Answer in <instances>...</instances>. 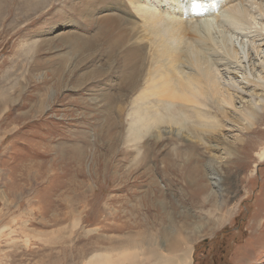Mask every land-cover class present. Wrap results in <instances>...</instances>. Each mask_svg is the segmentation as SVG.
I'll return each mask as SVG.
<instances>
[{"label":"rangeland","instance_id":"1","mask_svg":"<svg viewBox=\"0 0 264 264\" xmlns=\"http://www.w3.org/2000/svg\"><path fill=\"white\" fill-rule=\"evenodd\" d=\"M208 1L198 0L204 19ZM37 2L0 0V264H85L139 242L138 256L149 245L175 264L185 251L189 264H264V107L252 125L241 117L264 96L241 84L248 70L260 76L264 35L246 43L244 63L209 58L220 83L240 90L233 107L203 109L213 118L207 131L191 130L198 122L184 110L187 124L174 135L177 109L165 105L131 136L138 99L129 91L142 79L130 74L137 57L119 51L135 50L129 36L140 18L126 6L107 15L96 0H83L84 10L81 0Z\"/></svg>","mask_w":264,"mask_h":264},{"label":"bare ground","instance_id":"2","mask_svg":"<svg viewBox=\"0 0 264 264\" xmlns=\"http://www.w3.org/2000/svg\"><path fill=\"white\" fill-rule=\"evenodd\" d=\"M31 1L40 5V2H37L38 0ZM56 1L59 3L60 0ZM89 1L93 0H85L86 4ZM96 1L104 4L106 6L105 10H112L108 13L105 12L107 15H112L113 10L120 11L122 6H126L129 10L131 9L130 13L132 15H136L142 21L139 30L130 31H135L133 36H129L130 40L135 39L137 42V44H130V46L135 47V50L132 52L130 49H126L124 53L119 51L122 59H125L123 54H125V57L129 56L130 59L137 57L136 60H139L138 62H129L130 74L136 75L139 70L140 78L142 79L140 80L142 84L136 85L132 83L130 86L133 87L135 85L138 87L136 90L132 88L129 91L133 92L134 98L137 97L138 99V103L135 104L131 114L133 117V122L129 127L131 136L140 132L141 128L149 129L151 127L152 116L157 114L153 106L165 110V105H171L177 109V117H173V126L178 129L172 130L174 135L177 136L182 132V126L187 124L185 122L186 118L187 120L193 118L197 120L199 128L191 125V130H194L196 134L200 131H207L210 127L209 124H212V122H209V118H213H211V115L207 116L208 111L204 112L203 109H208V105H211V103L214 104V107L219 106L218 104L233 107V90H240L236 83L237 81L228 79L220 83V77L213 69L209 58L212 57V54L222 55L227 64H233V61L238 62V60L246 61L249 59L246 43L250 39L264 35L263 23H259V20H256L257 17L264 18V0H210L206 9L209 13V18L207 19L203 18L205 10L200 8L198 0H108V3L100 0ZM82 2L83 0H81V7L84 10ZM214 14H219V17L211 18ZM184 17L186 19H183ZM105 18L102 17V19ZM190 19L191 21H184ZM214 29H217V32L213 34L212 31ZM103 31L112 35V32L116 30L106 28ZM218 34L220 38L216 39ZM111 37L113 38V36L106 37V40L113 42V45L108 44L107 50L113 53L118 44L116 45L117 40L113 41ZM226 42L228 46L225 44ZM145 47H147V52L144 56ZM261 50H257L256 55L259 57L260 76L262 75L263 77L258 76L256 78L247 69L248 71H244L245 73L242 75L241 84L245 86L247 84L255 85L259 91L261 90L263 95L264 62L261 61L263 59L262 56L260 59L259 51ZM244 61L238 63H244ZM182 63L186 64L188 68L181 67ZM135 75L133 82L136 81ZM179 80L182 81L178 82ZM151 90H155V95L151 94ZM123 95L118 94L117 97L123 99ZM149 97L153 98V100L147 102ZM143 100L145 105L149 106V110L147 108L144 109L145 112L141 109ZM251 101L253 102L248 110L244 111V113L241 112V117L246 121L247 125L253 124L254 115L264 107V96H258L256 100L251 99ZM128 102L127 104H132L131 101ZM215 102L217 103L215 104ZM120 105L121 102L118 106ZM137 105L138 109H136ZM184 110L187 113L186 118L183 117ZM166 113L165 122H169L171 112L166 110ZM116 114L117 116L120 115L119 108L116 109ZM189 122L191 124V120ZM157 129L159 130V128ZM263 156L264 150L260 152V160L263 159ZM208 168L209 171H212L210 166ZM151 241L153 240L151 239ZM142 244L144 242L136 243L134 247L136 250L133 249V251H131L133 246L125 247L121 251L118 248L117 250L109 248L105 252L97 251L84 262L85 264H175L173 260H168L166 255L159 253V251L156 252L149 245L146 246L147 248L139 249V257L136 251H138L139 245L142 246ZM177 248H180V246L177 245ZM141 249L146 251L142 255H140ZM113 254H115L114 257ZM184 254H186V261L180 259V264H189L191 251H185ZM136 259H139V261H135Z\"/></svg>","mask_w":264,"mask_h":264},{"label":"crops","instance_id":"3","mask_svg":"<svg viewBox=\"0 0 264 264\" xmlns=\"http://www.w3.org/2000/svg\"><path fill=\"white\" fill-rule=\"evenodd\" d=\"M39 106V105H38Z\"/></svg>","mask_w":264,"mask_h":264}]
</instances>
